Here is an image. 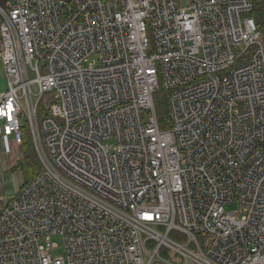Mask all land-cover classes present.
Masks as SVG:
<instances>
[{
	"label": "built area",
	"instance_id": "1",
	"mask_svg": "<svg viewBox=\"0 0 264 264\" xmlns=\"http://www.w3.org/2000/svg\"><path fill=\"white\" fill-rule=\"evenodd\" d=\"M252 8L0 5V139L20 147L27 133L40 164L0 208V264H264V45Z\"/></svg>",
	"mask_w": 264,
	"mask_h": 264
},
{
	"label": "crops",
	"instance_id": "2",
	"mask_svg": "<svg viewBox=\"0 0 264 264\" xmlns=\"http://www.w3.org/2000/svg\"><path fill=\"white\" fill-rule=\"evenodd\" d=\"M20 157V149L18 146L14 145L11 138L5 137L0 139V208L22 185L21 183H24V181L21 182L20 179L17 181L13 173H10L15 170L14 168H16L17 162L20 161ZM16 175L17 177L22 175L19 169ZM8 182L16 184H12L13 188H8Z\"/></svg>",
	"mask_w": 264,
	"mask_h": 264
},
{
	"label": "rangeland",
	"instance_id": "3",
	"mask_svg": "<svg viewBox=\"0 0 264 264\" xmlns=\"http://www.w3.org/2000/svg\"><path fill=\"white\" fill-rule=\"evenodd\" d=\"M147 31H148V34H149L150 30L148 29ZM261 39H262V42H263V45H264V38L261 37ZM5 89H6V79H5V75H4L3 65H2V62L0 60V91H3ZM153 101H154V105H155L156 110L161 112L163 115H165V119H167L168 108H167V104H166V91H165V89H164V87H163V85L161 83H160V86L153 93ZM38 120L40 121L41 118L38 117ZM19 149H20V156H21L20 157V162H22V161H24V155L28 154V152H31L32 149H31V147L29 145H22V146L19 147ZM14 169L16 171L13 170L12 172H10V173H13L14 178L17 181H18V179H20L21 182L25 181V174H24L23 170H21L17 166ZM18 169L22 173V175L20 177H17V175H16V173L18 172ZM12 184L15 185L16 183L8 182V184H7L8 188H10V187L13 188ZM237 208H238V204L236 202H229V203L225 204V209L226 210H234V209H237ZM170 237H172L173 239H176V240H181L182 239L180 235L174 234V233H171ZM54 240L58 241L60 243L59 238L55 237ZM148 244L151 245L150 242ZM56 254H60V249L57 250ZM160 254L163 257H169L170 256L169 253L166 250H164L163 248L160 249Z\"/></svg>",
	"mask_w": 264,
	"mask_h": 264
},
{
	"label": "trees",
	"instance_id": "4",
	"mask_svg": "<svg viewBox=\"0 0 264 264\" xmlns=\"http://www.w3.org/2000/svg\"><path fill=\"white\" fill-rule=\"evenodd\" d=\"M252 2L253 8L251 15L253 16L256 26L260 31L261 37L264 38V0H250ZM262 40V39H261ZM263 43V42H262ZM157 117L160 126H164L165 115L157 111ZM22 145H29L32 149L31 152L24 155V161H18L17 167L23 170L25 174V182L33 178L39 171L40 164L36 152L34 151L33 145L31 143L30 136L27 133H24Z\"/></svg>",
	"mask_w": 264,
	"mask_h": 264
},
{
	"label": "water",
	"instance_id": "5",
	"mask_svg": "<svg viewBox=\"0 0 264 264\" xmlns=\"http://www.w3.org/2000/svg\"><path fill=\"white\" fill-rule=\"evenodd\" d=\"M5 0H0V5H2L4 3ZM70 1V0H67Z\"/></svg>",
	"mask_w": 264,
	"mask_h": 264
}]
</instances>
